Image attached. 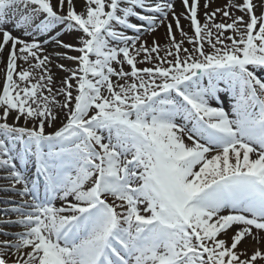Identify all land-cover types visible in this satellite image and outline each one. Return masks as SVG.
Returning <instances> with one entry per match:
<instances>
[{"label": "snow or ice", "instance_id": "6c2138e0", "mask_svg": "<svg viewBox=\"0 0 264 264\" xmlns=\"http://www.w3.org/2000/svg\"><path fill=\"white\" fill-rule=\"evenodd\" d=\"M82 2L0 0V264H264V0Z\"/></svg>", "mask_w": 264, "mask_h": 264}, {"label": "bare ground", "instance_id": "6f19581e", "mask_svg": "<svg viewBox=\"0 0 264 264\" xmlns=\"http://www.w3.org/2000/svg\"><path fill=\"white\" fill-rule=\"evenodd\" d=\"M210 2H211V0H210ZM227 2H228V0H215V3H212L211 4V7L208 9V11H211V10H213L216 7H221V6L225 5ZM203 4H204V0H201V8H200L201 19H203L202 14L205 11V9L203 8ZM175 5H176V11L178 13L182 12L183 9H182L180 0H175ZM76 6H77V11H81L82 10V7H83L82 0H76ZM236 15L237 16L243 15V13L237 12ZM169 19H171V16L169 17ZM245 19L247 20V17H245ZM134 20L135 19L133 18L132 19V22H134ZM186 21L187 20H183L182 19V24L185 25V26H187L184 23ZM217 22H220L219 21V17L217 18ZM228 22H231V21H228ZM5 27L8 28L9 30H11L12 29V24L11 23L6 24ZM186 30H188L187 27H186ZM166 32H167L166 27L161 26L155 33L144 34L143 37H142V39L147 40L149 44H151L152 41H153V39H155V40H157L163 46L164 44L167 43ZM13 34L14 35H17V36H20L21 35V32L14 31ZM133 34L134 33H132L130 31V34L129 35H133ZM78 35H79V33L65 32V34L61 37V39L65 43H73V44H76L77 43V40H76L75 37L78 36ZM24 38L25 39H28V40L31 39V37H27V36H25ZM41 39H43V37H41ZM0 40H2V34H0ZM46 47H47V53L48 54H54L56 52H67L68 55H78V53H76V52H70L67 49L58 48L54 42L52 44L47 45ZM6 57H7V49H5V53H4L5 62H6ZM18 63H22V62H19L18 61ZM58 64H64L66 67H69V68H75L76 67V65H75L74 62H71V61H68V60H65V59H62V58H59V57H56V56L53 55V57H52V64H51L50 67H51V72L53 74V78H54L55 86L56 87H59L60 86V81L68 75V73L66 71H63L59 67H57ZM25 67H27V65H25ZM4 68H5V64L4 63H0V89H2L3 84H4V79H5ZM125 70H128V66L127 65H125ZM224 98H225V96H224ZM58 99L62 100L63 97H58ZM229 103H230V101H228L227 99H225L224 106H230ZM12 115L14 116L15 114H12ZM64 117H65V112L64 111H61L59 113V119L55 122V128L60 127L61 124L58 123V122H62L64 120ZM9 122H12V118L11 117H9ZM23 123H24V121H23V119H21L20 124H23ZM53 130H55V129L54 128H48L47 129V131H49V132H51ZM17 164L18 165H21L22 163H20L19 161H17ZM22 168L23 169L30 170L32 172V174L35 173V167L31 163V161L28 162L27 168H25V165L22 164ZM0 191H2V189H0Z\"/></svg>", "mask_w": 264, "mask_h": 264}, {"label": "rangeland", "instance_id": "374dc122", "mask_svg": "<svg viewBox=\"0 0 264 264\" xmlns=\"http://www.w3.org/2000/svg\"><path fill=\"white\" fill-rule=\"evenodd\" d=\"M248 19V17H247ZM134 23H139V21L134 20ZM186 25L188 24V21L184 22ZM189 30V29H188ZM190 31V30H189ZM130 34V31L128 32ZM176 37L179 40L180 36L179 33H176ZM187 46V45H186ZM141 67L143 66H150V65H140ZM221 87H224L223 84H221ZM222 98L227 99L228 101H230L229 104H231V97H230V93L228 92H224L220 94ZM213 104V106H219L217 104L216 101H212L211 102ZM226 108V110H230V106H224ZM15 114V113H13ZM66 122V116L64 117V120L62 122H58L60 123L62 126V123ZM11 123V122H9ZM21 165L17 164V167L20 168ZM21 169V168H20ZM6 175L5 171L0 170V176H4ZM10 181L6 180V179H0V189H2V191H0V220H4V219H11V220H16L17 216L15 213L9 212L8 216L6 217L4 214V210L5 209H11L13 206L19 205L20 203H22V197L19 196L17 194L16 191L14 190H3L5 188H8L10 185ZM20 186L17 185V188H19ZM56 206L59 207L62 204V201L60 200H56L55 201ZM0 231H6V232H10V233H19L23 231V228L17 225H10V224H0ZM15 236H5V235H0V241L2 240H14ZM241 248H247L249 254L252 253V251L256 248V247H261L264 248V242H261L260 244H257L256 241L251 240V238H248L246 241L242 242V244L239 246Z\"/></svg>", "mask_w": 264, "mask_h": 264}]
</instances>
